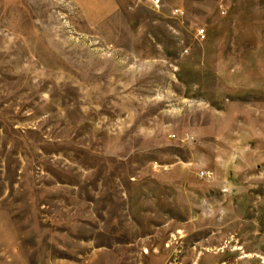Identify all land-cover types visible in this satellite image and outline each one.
Here are the masks:
<instances>
[{
	"label": "rangeland",
	"instance_id": "374dc122",
	"mask_svg": "<svg viewBox=\"0 0 264 264\" xmlns=\"http://www.w3.org/2000/svg\"><path fill=\"white\" fill-rule=\"evenodd\" d=\"M0 264H264V0H0Z\"/></svg>",
	"mask_w": 264,
	"mask_h": 264
},
{
	"label": "built area",
	"instance_id": "2783aa9c",
	"mask_svg": "<svg viewBox=\"0 0 264 264\" xmlns=\"http://www.w3.org/2000/svg\"><path fill=\"white\" fill-rule=\"evenodd\" d=\"M200 35H201V36H203V35H204V32H203V31H201V32H200Z\"/></svg>",
	"mask_w": 264,
	"mask_h": 264
}]
</instances>
